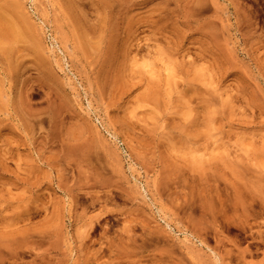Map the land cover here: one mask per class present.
<instances>
[{"label":"rangeland","instance_id":"1","mask_svg":"<svg viewBox=\"0 0 264 264\" xmlns=\"http://www.w3.org/2000/svg\"><path fill=\"white\" fill-rule=\"evenodd\" d=\"M0 264H264V0H0Z\"/></svg>","mask_w":264,"mask_h":264},{"label":"bare ground","instance_id":"2","mask_svg":"<svg viewBox=\"0 0 264 264\" xmlns=\"http://www.w3.org/2000/svg\"><path fill=\"white\" fill-rule=\"evenodd\" d=\"M10 25V24H9Z\"/></svg>","mask_w":264,"mask_h":264}]
</instances>
